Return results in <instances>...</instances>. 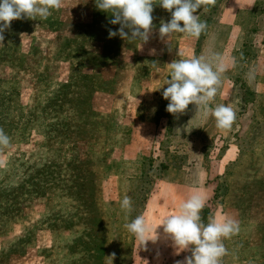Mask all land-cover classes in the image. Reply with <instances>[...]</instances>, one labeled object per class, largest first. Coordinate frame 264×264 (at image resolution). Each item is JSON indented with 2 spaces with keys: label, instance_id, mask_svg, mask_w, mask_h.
Segmentation results:
<instances>
[{
  "label": "rangeland",
  "instance_id": "1",
  "mask_svg": "<svg viewBox=\"0 0 264 264\" xmlns=\"http://www.w3.org/2000/svg\"><path fill=\"white\" fill-rule=\"evenodd\" d=\"M158 4L143 45L109 39L120 26L95 0H63L4 31L0 264H176L191 253L177 254L159 225L196 192L205 224H239L221 264H264V0L201 6L198 38L161 39L171 14ZM216 53L226 70L209 106L234 109L228 130L192 104L168 113L162 96L168 63ZM139 215L145 244L125 228Z\"/></svg>",
  "mask_w": 264,
  "mask_h": 264
},
{
  "label": "clouds",
  "instance_id": "2",
  "mask_svg": "<svg viewBox=\"0 0 264 264\" xmlns=\"http://www.w3.org/2000/svg\"><path fill=\"white\" fill-rule=\"evenodd\" d=\"M214 3L215 0H159L158 5L171 14L170 20L161 21L159 26L161 39L168 38L174 32L198 38L206 30L207 23L201 21L196 13L201 6ZM62 4L63 0H0V42L4 40L3 33L13 20H36L37 17L47 19L51 11L59 10ZM95 5L98 10L110 13V24L120 26L115 31L108 30L109 39L119 36L123 40L142 41V45L147 43L153 30L154 0H95ZM167 65L170 78L164 81L167 87L163 88L162 96L168 101V113L174 116L183 114L192 104L196 114L205 119L210 115L214 117L218 129L228 130L232 127L236 112L230 105L209 106L217 94L221 74L226 70L219 53L211 57L201 55L174 59ZM249 76L254 78L252 73ZM8 146L10 137L0 128V150ZM120 203L123 210H131L132 201L129 196L125 195ZM204 206L205 198L196 192L179 205L176 213L166 217L159 225L171 237L177 254L183 250L191 253L176 264H221V258L228 254L222 238H231L239 232L238 222L231 218L210 217L205 224L200 216ZM125 228L143 244L150 240L145 238L149 229L143 215L126 223ZM109 258L113 261L115 253Z\"/></svg>",
  "mask_w": 264,
  "mask_h": 264
}]
</instances>
